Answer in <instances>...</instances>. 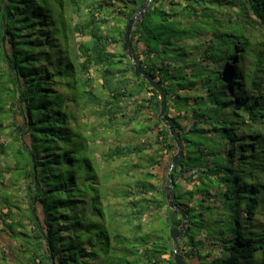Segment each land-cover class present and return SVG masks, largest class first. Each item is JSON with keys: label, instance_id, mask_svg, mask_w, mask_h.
Returning <instances> with one entry per match:
<instances>
[{"label": "trees", "instance_id": "1", "mask_svg": "<svg viewBox=\"0 0 264 264\" xmlns=\"http://www.w3.org/2000/svg\"><path fill=\"white\" fill-rule=\"evenodd\" d=\"M146 1L0 0V264H175L182 217L150 171L177 146L123 48ZM131 42L183 143L178 251L187 264H264V0H154ZM97 121L142 141L101 167Z\"/></svg>", "mask_w": 264, "mask_h": 264}, {"label": "water", "instance_id": "2", "mask_svg": "<svg viewBox=\"0 0 264 264\" xmlns=\"http://www.w3.org/2000/svg\"><path fill=\"white\" fill-rule=\"evenodd\" d=\"M153 2L154 0H147L145 4L139 9V11L129 20L126 26V31L124 35L123 48H124L125 54L128 56V58L133 63L136 76L146 80L150 84V86L158 93L159 99H160V112L158 115V119L161 120V122L169 129L172 138L176 142L178 151L173 156L172 162H171V165L168 171V180H167V185L165 187V196L169 204V207L172 210L178 211L182 217L181 229L178 227H172L170 230V237L173 242L174 262L175 264H187L184 257L178 251V247H179V240L183 237H186L190 232L189 217H188L187 211L184 208L177 206L173 200L174 185L172 182V172L175 167L180 165L183 159V156H184L183 143L179 139L175 129L169 124V122L167 121L165 117L167 106H168L167 91L165 90L164 86L160 84L159 82H157L154 78L146 76L141 72L138 62L134 57L133 49H132V42H131V35H132L134 24L144 18L146 12L148 11V9L150 8Z\"/></svg>", "mask_w": 264, "mask_h": 264}, {"label": "rangeland", "instance_id": "3", "mask_svg": "<svg viewBox=\"0 0 264 264\" xmlns=\"http://www.w3.org/2000/svg\"><path fill=\"white\" fill-rule=\"evenodd\" d=\"M85 1L87 3H89V2L94 1V0H85ZM77 22H79L78 19H76L74 21V23H77ZM135 25H136V23L134 24L133 30L135 29ZM120 26H122V25H120ZM207 37H209V36L202 35L200 37V39L205 40ZM80 41H81V37H77L76 42L78 43ZM120 49H121V44H117V45H114L112 47V50L116 51V52H118ZM188 52H192L193 55L196 54V52L193 51L192 49L188 50ZM99 83H100V81L96 80L95 94L97 97H103L104 96L106 98V93L102 92V90L100 89ZM92 109H96V108L92 107ZM147 112L150 113V111H147ZM129 115H131V113H129ZM89 120H90V122H93L95 120V116L90 115ZM95 125L97 128L98 134L100 135V138L98 140L91 139L89 146L91 147V149H93L95 151V156H96L97 161L101 167H105V168L107 167L108 168V166H109V164L104 161V156L108 151L116 148L117 146L128 148L132 145H139L142 141L141 139H138L136 137V135L131 131L133 129V125L125 126V127L121 128V133L109 130L105 126L104 122H102V121H97L95 123ZM90 134H91V132L88 131L87 135H90ZM144 139L147 140V142L149 141V143H154L155 136L150 135ZM155 148L156 147H154L153 149H155ZM153 149H152V147H149L147 152L150 153L151 150L153 151ZM177 151L178 150H176L174 153H172V155L166 156L164 161L162 162V166L159 167V169L157 167L155 169H151V171H150L154 174H159V171H160V178L164 177V179H165V182L163 183L164 192H165V187L167 185L168 171H169V168H170V165L172 162V158L177 153ZM133 161L136 162L137 157H134ZM152 182H154L156 184L157 180L156 181L154 180ZM110 185H111V187H110L111 189L115 188L116 187L115 185H117L116 180H112ZM176 227L181 229L182 225L176 226ZM203 236L204 235H202V237ZM202 237H200L199 239H201ZM10 245L14 246L16 248L19 246V243H16L15 241H13L12 238H10L9 236L4 235V238L1 239V246H3L4 248H8V246H10ZM11 260L12 261L10 264H15V259L13 257ZM189 262L191 264H199L198 262H196L194 260H190Z\"/></svg>", "mask_w": 264, "mask_h": 264}]
</instances>
